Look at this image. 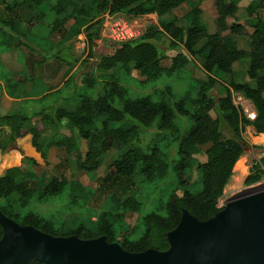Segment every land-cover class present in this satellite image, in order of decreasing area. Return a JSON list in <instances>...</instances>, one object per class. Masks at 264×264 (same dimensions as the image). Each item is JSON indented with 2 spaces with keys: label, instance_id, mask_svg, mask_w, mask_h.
I'll list each match as a JSON object with an SVG mask.
<instances>
[{
  "label": "trees",
  "instance_id": "trees-1",
  "mask_svg": "<svg viewBox=\"0 0 264 264\" xmlns=\"http://www.w3.org/2000/svg\"><path fill=\"white\" fill-rule=\"evenodd\" d=\"M207 1L213 2L217 12L218 32L214 34H209L201 21V6ZM242 1L196 0L185 17L188 25L181 26L177 19L167 22L161 18L185 3H192V0H24L32 3L35 12L31 22L34 26L49 13L54 15L51 34L65 29L70 22L76 23L78 29H84L88 59L92 58L97 41L102 38L105 15L137 19L156 14L160 18L159 25L149 27L140 38L121 45L107 40L113 47L117 46L116 50L101 57L96 69L102 75L116 69L133 70L149 83L157 81L164 70L174 74L199 58L207 79L197 81L195 94L186 93L177 97L172 87L168 86L152 95L133 97L114 74L111 80L103 82L102 93L96 98L81 96L79 105L72 110L56 108L50 113L35 114L34 117H42L38 127L31 126L33 116H0L3 154L18 149V140L27 134L33 136V145L43 159L54 146L65 148L71 155L80 150V141H85L87 151L79 156L78 167L88 174L96 172L101 167V160L113 149H118L117 157L108 167V175L104 179V183L108 182L117 191L109 194L104 209L94 222L90 218L89 223L82 220L57 223L53 218L27 211L33 201L47 203L68 191L73 198L71 206L77 209L78 198L84 191L80 183L64 178H52L47 183L36 180L35 175L42 171L35 161L28 158L23 160V167L12 169L0 178V211L22 226H32L54 237L76 236L82 240L105 237L108 243H118L129 253H142L149 249L168 251V234L179 226L185 210L200 222L214 218L224 209L218 208L220 199L231 181L237 162L244 155L245 130L251 127L257 135L264 134V18L260 13L264 10V0L251 2L245 7L253 29L247 50L240 48L238 42L246 36V29L235 20ZM42 6H46L49 12L43 11ZM229 19L235 22L230 25ZM22 23L20 13L2 21V25L18 37ZM78 29L75 36L79 35ZM226 32L229 34L224 36ZM163 36L169 38L171 50H183L172 59L170 69L163 66L166 55L154 43ZM246 59H249L247 76L253 84L235 80L234 65ZM92 72L83 77L84 87L91 89L99 84V79ZM222 75L231 77L228 84H222ZM222 85L224 94H219L218 98L211 95ZM235 94L253 105L254 119L248 118L235 104ZM212 112L217 114L216 118ZM178 117L191 121L183 134L177 123ZM222 122L231 133L230 137L221 131ZM44 124L63 125L72 135L42 141ZM6 128L10 129L9 133ZM142 128L158 131V141L148 146L147 150L141 144ZM165 132H172L174 136L166 138ZM174 145L177 147L175 159L170 156ZM202 147H207L205 162L196 157L201 154ZM196 173L198 180H195ZM170 176L174 183L168 192L163 185ZM263 179L264 157L252 167L245 185L255 186ZM138 185L144 189V195L131 193L130 189ZM178 191L182 192L180 197L176 195ZM83 198L89 201L80 197ZM147 205L151 206L150 211L142 214ZM130 213L141 216L139 226L132 231L125 225L126 215ZM2 237L0 226V240ZM30 264L44 263L33 261Z\"/></svg>",
  "mask_w": 264,
  "mask_h": 264
},
{
  "label": "crops",
  "instance_id": "crops-1",
  "mask_svg": "<svg viewBox=\"0 0 264 264\" xmlns=\"http://www.w3.org/2000/svg\"><path fill=\"white\" fill-rule=\"evenodd\" d=\"M226 1L230 2L232 0ZM257 1L259 0H243L241 6L244 3L246 4V2L250 4L251 2L255 3ZM194 2L196 0H192V3L189 4L185 3L172 13L164 15L161 19L167 22L177 19L179 25L187 26L188 23L185 22L183 24L181 19L189 14L192 9L191 5L195 4ZM22 3H24L23 6H21ZM241 6L236 15L239 19L238 14L243 7ZM41 9L43 10V6ZM201 9L202 22L206 27H210L208 26L209 24L211 25L210 30L212 32L208 33H217V12L213 2H204ZM44 11L46 13L49 12L48 10ZM34 12L32 3L30 2H24V0H0V32H3V39L7 41H0V116L24 114L34 117L37 113H50L56 108L72 110L79 105L76 96L79 91L85 88L83 85L84 75L81 74L82 62L85 60V57L81 58L78 54L81 52V48L86 46V35L83 33L75 36L76 25H71L69 27L70 30H68L67 26L65 27L66 30L64 33L68 32L66 38L61 39L59 37L55 41L53 34H51L52 28L50 30L49 27L45 26L44 22L48 18L49 13L41 23L34 26L31 22L34 19ZM178 12H182V15H178ZM17 13H20L23 17V23L20 26L21 35L19 37L9 28H5L2 25L3 19L10 20ZM244 15H242L241 19ZM147 16L152 18L154 25H159L160 18L158 15L152 14ZM237 22L240 23V21ZM228 23H231L230 19ZM41 28H47L46 34L39 35L38 32ZM15 39H20V41L13 43ZM78 40H82L83 42L75 46L74 43ZM65 51L75 56L74 63H69L59 57ZM180 51L183 50L181 49ZM166 56H169L168 53H166ZM191 63L200 67L199 61L196 59H193ZM238 65L236 63L233 67L235 74ZM171 66L168 68L170 69ZM165 68L168 69L167 67ZM94 74L97 76L95 71ZM112 74L107 72L104 75L109 76ZM191 79L194 81H204L207 79V75L204 72L202 77L195 76ZM98 82L103 81L99 80ZM250 108L252 109V107ZM252 110L255 112V109ZM41 123L42 117H34L31 121V126L38 127ZM44 125V130L41 133L42 141H49L53 137H60L61 139L69 138L72 135L71 131L63 125L60 127L49 124ZM6 131L9 133L10 129L6 128ZM79 151L68 155L65 148L54 146L48 150L46 159H43L42 154L33 145V136L27 134L18 140V149L3 154L1 152L0 128V178L4 177L12 169L23 167V160L28 158L35 161L42 171L41 174L37 173L35 175L36 180L41 179L46 181L45 179L49 176L48 170L61 167V163L63 162L64 166H72L76 170L66 172L62 170L59 175L53 178H64L69 182L75 181L82 183L81 180L84 178V171L79 169L77 162L79 160L78 157L84 155L87 151L85 141H80ZM87 176L89 174L86 173V178Z\"/></svg>",
  "mask_w": 264,
  "mask_h": 264
},
{
  "label": "rangeland",
  "instance_id": "rangeland-1",
  "mask_svg": "<svg viewBox=\"0 0 264 264\" xmlns=\"http://www.w3.org/2000/svg\"><path fill=\"white\" fill-rule=\"evenodd\" d=\"M247 4L248 2H246V4L244 3V5H247ZM44 10H47L46 6H43V11ZM245 10L246 8L245 6H243L238 14V17H240V19L236 17L235 20L240 21V23L246 29V36L238 40L239 46L243 49H248V38L252 34L253 29L249 25V17ZM260 13H261V16L264 18V10H262ZM243 14L245 15L241 19ZM178 15L181 16L182 12H178ZM114 17L118 19H122V20L124 19V20H127L133 23L136 29L139 30L142 35L147 31L149 27L158 26V25H154L152 18L148 16L137 18V19H129L128 17L124 15H117ZM185 17L186 16L182 17L181 19L183 24L185 22H188L185 19ZM53 19H54V15L49 14L48 18L44 21L45 26L49 27L50 30H51L50 26H52V23L54 21ZM201 19H202V16H201ZM235 20L230 19L231 23L229 24L231 25L232 23L235 22ZM75 24L76 23L74 22H70L66 26L68 27V30H70L69 27ZM208 26H210V27H207L208 32L211 33L212 32L210 30L211 25L209 24ZM216 27H217V24H216ZM77 29L78 27H76V30ZM65 30L66 28L63 29L62 31H56L53 34V39L57 41L59 37L61 39L66 38V35L68 32L64 33ZM79 30H80L79 34H83V33L85 34L84 29L79 28L78 31ZM46 31H47V28H44V29L41 28L38 33L39 35L46 34ZM217 31H218V28H217ZM228 34H229L228 32L223 33L224 36H227ZM3 37H4V34L1 31L0 41L5 40L3 39ZM19 41L20 39H15L13 43H18ZM82 42H83L82 40H78L74 44L76 46L77 44H82ZM154 43L158 45L162 53H165V55L166 53H168L169 56H166L165 60L163 61V65L168 68L172 64L171 62L172 58H174L178 54V52H180V50L178 51L171 50L169 48L170 41L167 36L161 37L159 40H157ZM116 47L117 46L113 47L112 45H110L109 41H107V39L103 37L97 41V45L94 48V54L91 59H88L87 57L86 46L82 47L81 52H79L78 54V56H80L81 58L85 57V60H83L82 62L83 66L81 69V74L85 75L90 69V71H93V72L95 71L97 78L103 82L105 80H111L113 78L112 75L115 74V77L118 79L120 84L126 86L130 92V95L133 97L152 95L156 92V90L158 89L164 90L168 86L172 87L173 92L176 94L177 97H181L186 93L195 94L198 85H197V81H194L191 78L195 76L202 77V75H204V71H202V60L201 59H196L199 61L200 67L197 65H193L191 63L190 66L188 65V68L179 70L178 72H175L174 74L170 73L168 70L167 71L164 70L162 75L157 81H152L149 83H146L144 81V78H142V76L138 72L133 71V70L129 72H126L123 69H116L113 71H109L110 74L113 73L112 75H109V77L107 75L100 74V72L96 69V64L98 60L103 56L112 54L116 50ZM59 57L69 63H74L75 56H72V54L69 53L68 51H65ZM238 64L239 65L236 67L235 80L239 83L253 84L247 76L249 59L240 61L238 62ZM220 78H221L222 84L224 85L228 84L231 80V77L228 75H222ZM103 82H100L99 84L95 86V88H92V89L87 88V87L83 88L81 91H79L78 95L76 96V100L80 101L81 96L96 98L99 94L102 93L103 86H104ZM224 85L216 88L211 93V95L218 98L219 94H224V89H223ZM234 101L237 106L242 108V110L246 113L248 118L253 119L252 118L253 113L250 112L249 108L252 107V109H254V107L248 100L244 99L242 96L238 94H235ZM212 116L216 118L217 114L212 112ZM128 122L137 124L133 120H128ZM177 123L181 126L180 131L183 134L187 130V128H189L191 121L186 117H178ZM221 131L224 133L226 137L231 136V133L227 129L225 122L221 123ZM173 136L174 134L172 132H165L164 134V137L166 138H172ZM255 137L258 138L259 136H257L253 128L248 127L245 130L244 135H243V146H244L245 152H244V155L239 160L240 162H242V167L241 168L238 167V170H237V164H236L234 168V174L231 178V181L226 187L224 196L220 199L221 201L220 203L224 205V208L227 206V203L231 199L240 198L248 194L249 192L264 191V179L261 183L255 186L248 187L245 185V180L249 176L250 170L252 169V167L264 157V144L258 143ZM157 141H158V131L156 129L145 130L142 128L141 144L146 150L148 146L153 145ZM206 149L207 147H202L201 154L196 156L197 159L201 162L206 161V155L204 153ZM176 151H177V147L176 145H174L170 149V156L173 159L176 158V155H177ZM117 153H118L117 148L109 152L105 156V158L101 160V167L96 172L88 173L89 176H87V178H86V173L84 174L83 172L84 178L81 180L82 183L80 182V184L84 187V191H83V195L79 196L78 198L79 202H78L77 209L75 207L72 208L71 202L73 201V198L70 195V192L68 191V193H66L65 195L50 199L49 202L47 203H38V202L33 201L31 202L27 211H30V210L34 211L38 214H41L45 218H53L55 222L57 223L69 224L72 221H78V220L80 221L82 220L84 222L89 223L90 218L92 222H94L96 220V216L98 215V213H100L101 210L104 209V205L106 204V201L108 200L109 194H111L113 191L114 192L117 191V188L116 187L112 188L111 184L109 185L108 182L104 183V179L108 175V167L110 166V164L113 163L114 159L117 157ZM62 170L66 172L69 170L70 171L76 170V168L72 166H69V167L66 165L64 166V163L62 162L61 167H55L53 170H48L49 176L47 177L48 179L46 178L45 179L46 181L44 182L45 183L49 182L54 176L59 175L62 172ZM195 180H198V173L195 174ZM73 182L75 181H72V183ZM76 183H79V182H76ZM173 183H174L173 177L170 176L168 179V182L164 184L163 187L165 188L166 191L169 192V189L171 188ZM130 191L131 193H134L137 195L145 194L144 189H142L141 186L139 185L133 187L132 189H130ZM176 195L177 197H180L182 195V192L178 191ZM80 197H86L87 199H89V201H85V198L80 199ZM81 207H84V208L81 209ZM150 207H151L150 205L144 206L142 210V214H147L150 211ZM140 221H141V216L139 214L130 213L126 215L125 225L128 228H130L129 231H132L135 227L139 226ZM137 237H138V234L135 235V238Z\"/></svg>",
  "mask_w": 264,
  "mask_h": 264
},
{
  "label": "water",
  "instance_id": "water-1",
  "mask_svg": "<svg viewBox=\"0 0 264 264\" xmlns=\"http://www.w3.org/2000/svg\"><path fill=\"white\" fill-rule=\"evenodd\" d=\"M0 226V264H264V191L231 199L206 222L185 210L166 252L129 253L105 237H54L1 211Z\"/></svg>",
  "mask_w": 264,
  "mask_h": 264
},
{
  "label": "built area",
  "instance_id": "built-area-1",
  "mask_svg": "<svg viewBox=\"0 0 264 264\" xmlns=\"http://www.w3.org/2000/svg\"><path fill=\"white\" fill-rule=\"evenodd\" d=\"M141 36L142 34L136 29L133 23L124 19H118L114 16H109L108 14L104 16L102 38L104 37L114 44L121 45L136 40ZM220 202L218 208L222 209L224 205Z\"/></svg>",
  "mask_w": 264,
  "mask_h": 264
},
{
  "label": "bare ground",
  "instance_id": "bare-ground-1",
  "mask_svg": "<svg viewBox=\"0 0 264 264\" xmlns=\"http://www.w3.org/2000/svg\"><path fill=\"white\" fill-rule=\"evenodd\" d=\"M246 106H248V105H246ZM250 109V112L251 113H253L252 114V117H255V112H254V110H252L251 108H249ZM252 130V129H251ZM252 132V131H251ZM250 136V135H249ZM257 136H259L258 138H256V141L258 142V143H261V144H264V134H262V135H257ZM244 164V163H243ZM238 167H242V162H240V161H238L237 162V170H238ZM240 170V169H239ZM236 174V173H235Z\"/></svg>",
  "mask_w": 264,
  "mask_h": 264
}]
</instances>
